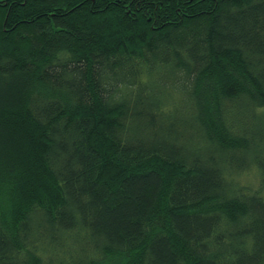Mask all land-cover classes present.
Wrapping results in <instances>:
<instances>
[{
	"label": "trees",
	"instance_id": "trees-1",
	"mask_svg": "<svg viewBox=\"0 0 264 264\" xmlns=\"http://www.w3.org/2000/svg\"><path fill=\"white\" fill-rule=\"evenodd\" d=\"M0 264H264V0H0Z\"/></svg>",
	"mask_w": 264,
	"mask_h": 264
},
{
	"label": "rangeland",
	"instance_id": "rangeland-1",
	"mask_svg": "<svg viewBox=\"0 0 264 264\" xmlns=\"http://www.w3.org/2000/svg\"><path fill=\"white\" fill-rule=\"evenodd\" d=\"M239 177L240 180H242L243 182H248L250 184L255 185L257 182L258 175L257 172L254 169H252L250 171L241 173Z\"/></svg>",
	"mask_w": 264,
	"mask_h": 264
}]
</instances>
